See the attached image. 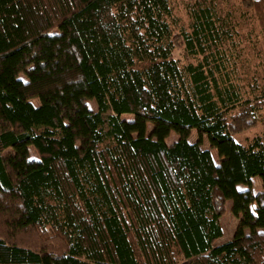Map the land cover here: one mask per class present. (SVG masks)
I'll use <instances>...</instances> for the list:
<instances>
[{"label":"trees","instance_id":"obj_1","mask_svg":"<svg viewBox=\"0 0 264 264\" xmlns=\"http://www.w3.org/2000/svg\"><path fill=\"white\" fill-rule=\"evenodd\" d=\"M217 3L0 0V264H264V89Z\"/></svg>","mask_w":264,"mask_h":264},{"label":"rangeland","instance_id":"obj_2","mask_svg":"<svg viewBox=\"0 0 264 264\" xmlns=\"http://www.w3.org/2000/svg\"><path fill=\"white\" fill-rule=\"evenodd\" d=\"M172 5V13L175 19H178L179 24L182 26H187L189 24V17L186 14V11L183 7V0H170ZM244 8L241 6V0H218L216 5V11L219 16H224L227 13H230L229 16H226L230 21L231 25H234V29L237 31V42L239 43L236 49L231 48V52L238 55V61L236 62L238 70L236 77H239L238 82L245 86L246 79L248 81H256L260 86V89H264V47L261 46L262 39L259 32V26L257 22L250 16L242 18L241 13ZM236 35V34H235ZM261 51V52H260ZM177 57H182L181 54L177 51ZM147 62H136V67H144ZM252 76V77H251ZM23 80L25 77L21 76ZM255 79V80H254ZM245 81V82H244ZM34 104H37V99H32ZM88 106L94 110L95 101L94 99H89L87 101ZM121 119L130 120L132 115L130 114H121ZM150 130V123H147V131ZM262 128L259 124L255 126L246 128L241 132L235 134V138L239 141H245L250 139L252 136L260 134ZM177 138V135L174 132H171L169 136L165 139L166 143H170ZM189 141L193 142L197 139V135L194 130L191 131L189 136ZM201 147L208 149L215 162L218 161V155L216 150L212 148L206 137L201 138ZM11 148L5 149L2 154L5 156H10L13 154ZM29 156L36 157L37 154L34 151L32 146H29ZM252 186L254 191L259 190L260 181L258 177H253ZM231 201H226L224 204V213L219 217V223L222 228V236L217 239V242L227 240L231 237L236 228L237 220L230 212ZM175 264H198L195 261L185 258L181 255H178L177 261Z\"/></svg>","mask_w":264,"mask_h":264},{"label":"crops","instance_id":"obj_3","mask_svg":"<svg viewBox=\"0 0 264 264\" xmlns=\"http://www.w3.org/2000/svg\"><path fill=\"white\" fill-rule=\"evenodd\" d=\"M227 201H229V200H227Z\"/></svg>","mask_w":264,"mask_h":264}]
</instances>
